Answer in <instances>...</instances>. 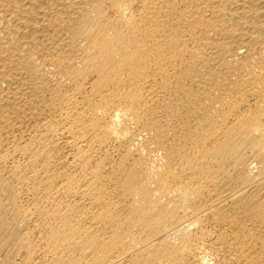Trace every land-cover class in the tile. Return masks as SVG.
I'll list each match as a JSON object with an SVG mask.
<instances>
[{"label": "bare ground", "instance_id": "6f19581e", "mask_svg": "<svg viewBox=\"0 0 264 264\" xmlns=\"http://www.w3.org/2000/svg\"><path fill=\"white\" fill-rule=\"evenodd\" d=\"M0 264H264V0H0Z\"/></svg>", "mask_w": 264, "mask_h": 264}]
</instances>
